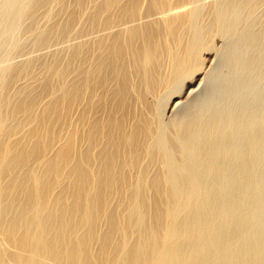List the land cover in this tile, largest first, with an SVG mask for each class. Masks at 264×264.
I'll list each match as a JSON object with an SVG mask.
<instances>
[{
	"label": "bare ground",
	"instance_id": "6f19581e",
	"mask_svg": "<svg viewBox=\"0 0 264 264\" xmlns=\"http://www.w3.org/2000/svg\"><path fill=\"white\" fill-rule=\"evenodd\" d=\"M64 1L4 0L0 45L26 20L37 46L68 31L82 12H89L90 27L101 24V65L86 72L95 84L101 73V129L90 132L101 130V173L92 170L95 157L71 148L59 151L47 181L30 166L44 157L55 133L48 111L39 112L36 86H12L34 75L32 60L9 73L14 40L12 50L0 54V264H264V124L198 113L162 118L167 97L180 94L185 80L201 71V50L213 36L239 42L228 58L246 51L264 62V20L259 30L241 27L243 13L254 22L261 0L210 1L207 22L203 0H88L100 1L92 9L86 0H72L78 10L58 24L54 6ZM40 10L43 23L36 22ZM49 69L51 77L62 75ZM64 77L60 89L67 94ZM88 85L86 78L72 97ZM24 115L43 130L22 136ZM8 118L15 120L11 127ZM22 143L42 147L17 153L26 148ZM75 177L74 186H63ZM56 187L61 193L51 200ZM115 193L124 200L109 211ZM73 194L72 205L60 212L56 207ZM106 214L109 227L100 238ZM76 217L79 225L66 230Z\"/></svg>",
	"mask_w": 264,
	"mask_h": 264
},
{
	"label": "rangeland",
	"instance_id": "374dc122",
	"mask_svg": "<svg viewBox=\"0 0 264 264\" xmlns=\"http://www.w3.org/2000/svg\"><path fill=\"white\" fill-rule=\"evenodd\" d=\"M3 1L0 0V16L4 12V9L1 8ZM210 1L219 2L221 0H203L205 5L202 6L201 11L206 22L211 18V8L208 5ZM99 3L100 1L88 4V0H86V5L88 4L87 6L90 9ZM147 3L148 1H145L143 4V11L147 8ZM62 7L67 10L66 13L60 12ZM54 9L55 12L59 10V15H57L58 24L64 22V17H67L68 13L78 10L72 0H65L64 5L54 6ZM42 12L43 10H40V14L36 18L38 23L44 22V19H41ZM253 16L254 22L247 13H243L241 21L243 29L259 30L262 27L264 0H261L255 8ZM88 17L89 12H82L74 18L68 31L53 33L50 41L41 46L35 44L36 32L31 31V21L29 20L24 21L21 28L6 33L1 38L0 54L8 49L12 50L14 40L19 42L17 50H12L11 53L8 65L10 67L9 73L12 68L21 69L26 63H29V60H32L30 69H33L34 75L29 78L13 80L12 86L16 87L21 83L23 85L32 84V87L36 86L35 89L38 90L37 100L41 106L39 112L48 111L50 114L49 121L55 133V142L50 143L43 152V158L33 159L30 164L43 175L45 181L48 177L52 178L54 175L53 168L57 163L56 157L59 151L69 148L73 149L76 155L80 152H86L88 155L95 157L94 162H91L92 170L101 173V162L99 160L101 155V130L90 136L93 126L96 125L101 129V73L98 74L96 84L94 82L95 77H86V72L92 71L95 67L101 65V24L98 27H90ZM3 27L2 23L1 28ZM237 43L239 44L237 40H229L218 34L212 37L211 41L201 50L203 59L201 71L185 80V85L179 91L180 94L175 92L179 95L176 96L173 93L171 99L167 97L169 103L165 100L167 105L165 103L162 110L164 121L188 118L198 113L214 116L219 118V121L233 117V121L237 120L239 125L246 122L247 126L254 120H259L257 127L264 124L262 117V114H264V62L259 63V59L248 55L246 51L242 52L239 59L228 58V54L235 49ZM246 46L247 44L243 45V47ZM51 66L54 67V70L60 69L59 72H62V75L58 74V76L51 77L49 69ZM62 76H65L64 81L70 87L67 94H64L60 89L59 81ZM86 78L89 80L87 88L84 89L81 95L72 97ZM51 84L55 86L54 90ZM29 89L28 86L26 90ZM93 89L95 90L94 93H92ZM55 105L57 107H54ZM21 119L20 132L22 136L35 127L43 130L37 122H29L25 115ZM14 123L15 120L8 118L5 125L11 127ZM71 137L75 138L76 143H63ZM22 144L26 148H17V153H34L42 147V143ZM30 166L28 165L23 170V175H27ZM75 182L76 177L64 181L63 186L72 187ZM60 193L61 188L56 187L51 200ZM74 196V194L67 195L69 198L67 205L57 206L56 208L61 212L65 207L71 206ZM108 199L110 202V206L108 205L109 211L113 210L119 201L124 200L118 193L110 194ZM46 213L48 215L49 211ZM108 220L109 215L106 214L102 222H99L100 238L109 227ZM77 225H79L78 217L71 219L70 225L67 224L66 226V230ZM85 232L86 227L81 230L79 235L84 236ZM93 248L98 251L100 245L95 244Z\"/></svg>",
	"mask_w": 264,
	"mask_h": 264
}]
</instances>
